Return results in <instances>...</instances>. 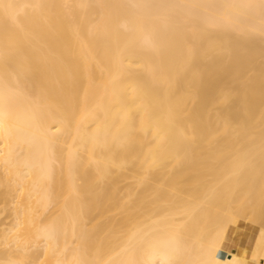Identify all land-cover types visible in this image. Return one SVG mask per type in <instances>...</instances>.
I'll list each match as a JSON object with an SVG mask.
<instances>
[{"label": "bare ground", "instance_id": "1", "mask_svg": "<svg viewBox=\"0 0 264 264\" xmlns=\"http://www.w3.org/2000/svg\"><path fill=\"white\" fill-rule=\"evenodd\" d=\"M0 264H264V0H0Z\"/></svg>", "mask_w": 264, "mask_h": 264}, {"label": "crops", "instance_id": "2", "mask_svg": "<svg viewBox=\"0 0 264 264\" xmlns=\"http://www.w3.org/2000/svg\"><path fill=\"white\" fill-rule=\"evenodd\" d=\"M238 228H234V227H231V226H229L228 227V229H227V235L229 236V237H233L234 235H235V237L237 236V237H239L240 239H243L244 238V236L246 235V233H247V228H244V229H242V228H240V229H238ZM234 231V232H233ZM233 233V234H232ZM241 235V236H240ZM236 237V238H237Z\"/></svg>", "mask_w": 264, "mask_h": 264}, {"label": "rangeland", "instance_id": "3", "mask_svg": "<svg viewBox=\"0 0 264 264\" xmlns=\"http://www.w3.org/2000/svg\"><path fill=\"white\" fill-rule=\"evenodd\" d=\"M262 58H259V60H261ZM243 219H240V221H239V223H238V225H241V224H249V225H252L253 223H249V222H247V221H245V220H243ZM247 222V223H246ZM231 227H235V226H233V225H230Z\"/></svg>", "mask_w": 264, "mask_h": 264}]
</instances>
